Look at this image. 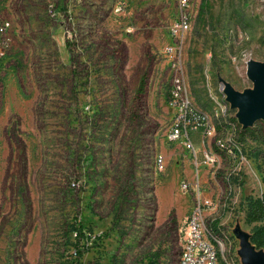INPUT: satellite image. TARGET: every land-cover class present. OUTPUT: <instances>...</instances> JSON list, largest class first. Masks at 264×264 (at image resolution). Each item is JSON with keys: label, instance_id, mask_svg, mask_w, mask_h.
I'll list each match as a JSON object with an SVG mask.
<instances>
[{"label": "rangeland", "instance_id": "rangeland-1", "mask_svg": "<svg viewBox=\"0 0 264 264\" xmlns=\"http://www.w3.org/2000/svg\"><path fill=\"white\" fill-rule=\"evenodd\" d=\"M188 13L176 60L179 0H0V264H177L199 198L224 260L247 264L264 121L251 125L258 140L238 141L240 109L221 85L254 91L264 0H193ZM178 64L194 117L215 127L192 133L196 157L167 139Z\"/></svg>", "mask_w": 264, "mask_h": 264}, {"label": "built area", "instance_id": "built-area-1", "mask_svg": "<svg viewBox=\"0 0 264 264\" xmlns=\"http://www.w3.org/2000/svg\"><path fill=\"white\" fill-rule=\"evenodd\" d=\"M192 3L193 0H179L181 16L171 28L172 34L177 38V41L175 48H170L168 51L171 55L178 52L179 57H176V60L181 58L183 39H180V37L190 28L188 8ZM169 102L174 113L167 139L172 143H182L196 157L197 152L191 140L192 133L197 132L203 127L204 138L210 139L215 135V127L210 124L208 118L205 116L201 118L194 117L188 83L180 64H178L172 79ZM204 121H206L205 126H203ZM215 143L216 148L223 152L225 144L222 140L218 139ZM204 159L208 164H214L218 161L217 156L212 151L205 152ZM239 160L240 162L243 161L241 156ZM154 164L156 168L162 169L164 166L163 157L156 156ZM236 172H239V169ZM186 187L185 185L184 188ZM210 206L211 202L209 200L201 198L195 204L187 220L186 236L177 264H229L224 260L223 251L218 249V247L222 246V243L214 235L210 224H206V208Z\"/></svg>", "mask_w": 264, "mask_h": 264}, {"label": "water", "instance_id": "water-1", "mask_svg": "<svg viewBox=\"0 0 264 264\" xmlns=\"http://www.w3.org/2000/svg\"><path fill=\"white\" fill-rule=\"evenodd\" d=\"M250 74L255 83L253 92L241 95L232 91L228 87L221 85L224 92L227 93L229 99L234 106L239 107V117L243 127H251L253 122L258 120L264 121V66L250 64ZM250 236H242L240 238L242 250L241 253L247 264H264V252L258 251L251 243Z\"/></svg>", "mask_w": 264, "mask_h": 264}, {"label": "trees", "instance_id": "trees-1", "mask_svg": "<svg viewBox=\"0 0 264 264\" xmlns=\"http://www.w3.org/2000/svg\"><path fill=\"white\" fill-rule=\"evenodd\" d=\"M146 87V80L143 78L139 84L138 94L140 95ZM232 123L235 126V134L238 141H244L246 137H251L254 140H258L253 127H243L237 120L232 119ZM264 141V136L261 139ZM245 221L247 224H261L256 227L253 233L251 234L250 241L256 247V249L264 248V196L261 198L249 197L247 199V212ZM219 221L215 220L210 223L214 235H218V225ZM80 233L81 229L79 230ZM226 264V263H222Z\"/></svg>", "mask_w": 264, "mask_h": 264}, {"label": "bare ground", "instance_id": "bare-ground-1", "mask_svg": "<svg viewBox=\"0 0 264 264\" xmlns=\"http://www.w3.org/2000/svg\"><path fill=\"white\" fill-rule=\"evenodd\" d=\"M163 198V197H162ZM160 204V203H159Z\"/></svg>", "mask_w": 264, "mask_h": 264}]
</instances>
